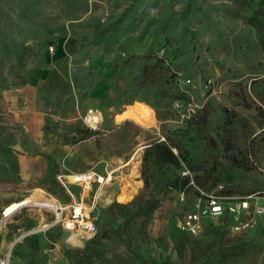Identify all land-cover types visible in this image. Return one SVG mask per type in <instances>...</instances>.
Segmentation results:
<instances>
[{"label":"rangeland","instance_id":"rangeland-1","mask_svg":"<svg viewBox=\"0 0 264 264\" xmlns=\"http://www.w3.org/2000/svg\"><path fill=\"white\" fill-rule=\"evenodd\" d=\"M260 5V0H0L1 99L4 90L30 84L32 71L45 63L44 47L53 56L62 37L72 34L77 39L76 48L62 54L59 71L50 73V87L57 90L45 107L37 137L51 144L39 153L46 162L40 178L20 172L13 147L20 127L0 113V264H264V214L253 213L255 205L264 206ZM23 43L31 50L21 54ZM164 49L170 54V82L163 86L168 88L139 86L143 76L136 75L148 54L159 56ZM209 78L212 85L207 89L204 82ZM42 87L33 86L45 96L49 90ZM178 92L185 98L177 107L172 95ZM143 99L154 104L156 121L148 109L151 126L116 120L130 103ZM188 103L194 104V111L187 110ZM203 105L210 111L201 126L195 121ZM2 106L0 100L1 110ZM90 107L101 113L97 126L83 118ZM254 137L248 161L232 163ZM155 139L171 145L177 141L190 152L195 169L183 165L176 172L191 179L201 175L204 166L209 168V161L217 162L220 186L206 190L192 180L183 202L181 191L165 187V177L174 170L150 166L151 186L146 188L143 153ZM53 151L69 158L58 163ZM206 156L207 165L201 161ZM35 159L26 156V167L38 172L43 168ZM71 168L105 177L113 170L116 184H123L118 195L129 199L126 189L131 188L137 207L151 195L158 197V205L148 217L132 218L131 210L116 208L101 213L97 233L103 244L84 251L82 237L45 226L52 214L38 204L48 199L72 201L62 175ZM80 185L71 189L76 198ZM227 188L232 199L249 202L242 219H251L252 225L246 230L235 231L231 217H206L196 234L177 228V217L192 206L196 191L206 195ZM253 188L258 190L250 193ZM38 189L43 190L40 196ZM29 196L31 202L3 215L8 204Z\"/></svg>","mask_w":264,"mask_h":264},{"label":"crops","instance_id":"crops-1","mask_svg":"<svg viewBox=\"0 0 264 264\" xmlns=\"http://www.w3.org/2000/svg\"><path fill=\"white\" fill-rule=\"evenodd\" d=\"M75 40L77 39L72 34H68V36L62 37L57 43V49L53 56L47 52V47H44L45 63L41 66H37L32 71V75L29 80L30 84L18 88L4 90L2 92V99L0 98L3 104L2 110L0 109V113L4 111L3 113L5 114V116L9 117L10 120L12 119L10 123L12 122V124L20 127V135L16 137V140L13 144V147L18 150L17 155L20 172L30 174L32 177L35 176V174H38L37 178H40L46 173V162H42L39 159L41 157L39 153H41L51 145L42 144L40 140L41 138H37L39 134L41 135V128L44 124V117L46 115L45 107L48 101L49 103L51 102L52 93L57 90V87L55 86L53 88L50 87V73L54 69L59 71V65L61 64L60 58L62 57V54L68 49L76 48L77 41ZM33 86H43L45 88L47 86V89L49 91H47V94L45 96H40V93H36V90L33 88ZM31 87L34 90L31 89ZM42 92H44V90H42ZM90 109H92L91 116L94 115L97 119L99 118L98 122L94 123L95 125L93 124L91 126H97L102 120L101 113L97 109ZM87 111L83 113V118L86 115ZM122 119H130L146 127L151 126V124L153 123L148 109L130 104L121 113L116 115L117 121H121ZM21 149L26 150H24V152H21ZM30 155L36 157V164L42 165L43 169H39L37 172L35 167H26L25 158L26 156ZM53 157L58 163H61V161L63 162V159L69 158H64L60 155H57V153H55L54 151ZM85 172L86 171L83 168H71L68 170V173H63V185L65 186L66 190L73 196V199L71 202H62L57 199L56 201L64 205L80 203L83 206H94V208H96L99 205L101 206L108 204L109 201L113 199L114 195L121 191V186L123 184H116V181L113 179L114 177L112 175L113 170H111L108 172V175L111 176L110 180L106 179L105 176L101 177L104 181L101 189H98V184L94 182L90 190H85L81 187V189L79 190V196L76 198L71 189L75 188L74 185L80 184V182L76 180L81 179V176L79 175L84 174ZM96 174L103 176L102 174ZM30 175L28 176L30 177ZM136 181H138L137 186L139 187L140 180ZM126 192L127 194H131V196L133 195L131 188H127Z\"/></svg>","mask_w":264,"mask_h":264},{"label":"trees","instance_id":"trees-1","mask_svg":"<svg viewBox=\"0 0 264 264\" xmlns=\"http://www.w3.org/2000/svg\"><path fill=\"white\" fill-rule=\"evenodd\" d=\"M260 4H261L260 6H264V0H260ZM19 49L22 50L21 54H23L24 52H26V50H29V49L31 50V45L23 43L19 45ZM19 49H17L16 52H18ZM168 58L170 59V54L168 53L167 50L165 51V49L163 51V54L159 56L157 54H152V53L148 54V61H146L142 65L139 71V74L136 75V77H139L141 75L143 76V78H141V80L138 81V85L141 87H145V86L154 87V88L160 87L161 91H163L165 88H168V87H163L169 84L170 82L168 72L171 70V64L169 61H167ZM114 70H115V67L113 68V71ZM26 81L27 80L24 79L20 84H24ZM172 97H173V100H175V102L184 101L185 95L182 92H178L172 95ZM130 104L139 105L141 107H145L149 109L150 115L156 121L153 111L151 109V106H154V104L151 101L147 99H143L141 101H134ZM93 109L99 110L98 108H93ZM223 109L226 110L225 108ZM209 111H210V108L207 107L206 105H203L199 110H197V117H196L195 122L201 126H204L207 123ZM260 133L262 137H264V125H261ZM255 140L256 138L254 137L251 140V142H249L248 148H246L241 153L240 157H238L236 161L235 162L233 161L232 163L236 165H242L243 162L244 163L247 162L249 156L252 154L251 152L253 150V146H255V142H256ZM173 147L176 149V151L174 150ZM206 158L207 156L202 157L201 161L205 162L204 164L207 165L206 163L207 161H205ZM209 162L212 163L209 168L204 166L202 169L203 170L202 174L196 175L193 179H191L188 175H182L176 172L183 165L186 166L188 169H192V170L195 169V166H196L195 158L190 155V152L187 149H184L183 147H181V145L177 141H174L173 145H171L168 141H161V140L155 139L146 146L144 153H143L142 179L144 182V186L146 188L151 186V179L148 173V169L150 168V166H153L156 168L163 167V168L173 169L174 172L166 176L164 179L165 187H170V188H173L175 190H178L184 193L186 189L191 187L192 180H194V182H196L197 185L201 188H206L207 186L206 190L214 188L216 186H220L221 183L219 182H222L220 181L221 178L217 179V177L219 176V174L217 173L218 172L217 169H219L220 167L217 165V162L215 163H213V161H209ZM257 190H258L257 188H253L250 190V193H254ZM218 192L220 193H215V194L227 196L229 197V199H232V196L230 195L231 194L230 189L228 188L225 190L221 189ZM196 194H197L196 195L197 197L206 196L204 195V193L203 194L199 193V191H196ZM205 194H208V193H205ZM158 202H159L158 197L151 195L145 199L144 203L141 206L137 207V204L135 202V195H132L129 199H126L124 196L117 194L115 199L112 200L109 204L97 206L96 208L93 209V212L97 215V222H96L97 229H98V223H99L98 219L101 213H105V212H108L109 210L111 211L114 208H116V209L131 210L132 218H135L137 216L148 217L155 210V208L158 205ZM225 218L229 219L230 216L226 215ZM53 227H58L59 229L66 232V229H64L63 226L60 224H54ZM97 229L93 236L83 241L84 251L92 250L93 247L99 244L101 245L103 244L102 243L103 236L100 233H97ZM73 249L78 250L79 248L74 247ZM95 253L100 254L101 251L98 250V251H95ZM88 257H91V256H88Z\"/></svg>","mask_w":264,"mask_h":264},{"label":"built area","instance_id":"built-area-1","mask_svg":"<svg viewBox=\"0 0 264 264\" xmlns=\"http://www.w3.org/2000/svg\"><path fill=\"white\" fill-rule=\"evenodd\" d=\"M49 49L52 51L53 47L50 46ZM187 82H189V79H187ZM211 85V78L204 82V87L207 89ZM175 105L178 107L180 105L179 101H176ZM187 110L194 111V104L188 103ZM91 114L92 109H88L86 115L84 116L85 120L97 123L98 119L94 115L91 116ZM91 118H93V121ZM80 176L81 180L79 182L81 183L82 189L90 190L94 182L98 184V189L102 188L104 181L101 177L104 176L97 175L95 172L91 171L85 172ZM112 200H110L109 203ZM180 200L183 202L185 201L183 192L180 193ZM248 203V200L229 199L227 196L208 193L205 197H197L191 207L182 211L177 217L176 225L181 232L196 234L201 229L204 218L225 217L226 215H229L233 219L232 228L235 231H243L252 225L251 219H242L248 211ZM38 204L43 207H47L52 214L51 221L45 226L60 224L64 229H66V231L72 234L74 233L77 237H79L77 235V230L80 229L86 233L82 241L93 236L96 232L97 215L93 212L94 206H83L80 203L64 205L56 200L50 199L47 201H40ZM253 213L264 214V206L255 205ZM70 222L72 223L71 225H69Z\"/></svg>","mask_w":264,"mask_h":264},{"label":"bare ground","instance_id":"bare-ground-1","mask_svg":"<svg viewBox=\"0 0 264 264\" xmlns=\"http://www.w3.org/2000/svg\"><path fill=\"white\" fill-rule=\"evenodd\" d=\"M94 113V112H93ZM96 114V113H95ZM99 119V118H98ZM91 120L93 121V118H91ZM139 152V151H138ZM82 175V174H81ZM80 176V175H79ZM110 177L111 176H107V178L106 179H108V180H110ZM81 179H79V180H76V181H80ZM125 189V188H124ZM38 191V193H39V196L41 195V192L43 191H41V190H37ZM123 192V191H122ZM124 193V192H123ZM33 196V195H32ZM34 196H36V195H34ZM38 196V195H37ZM45 197V196H44ZM38 200V199H37ZM32 201V198L29 196V197H25L24 199H22V200H20V201H14V202H11L10 204H8L5 208H4V212H3V214L5 215V216H8V215H10L11 213H13L16 209H18L20 206H22V205H24V204H26V203H28V202H31ZM39 201V200H38ZM40 202V201H39ZM72 223L70 222L69 223V225H71ZM83 232L82 230H80V229H78L77 230V232ZM85 233V232H84ZM86 234V233H85ZM84 238L85 237V235H79V238Z\"/></svg>","mask_w":264,"mask_h":264}]
</instances>
